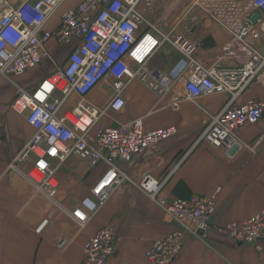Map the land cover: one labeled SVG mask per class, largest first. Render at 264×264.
Segmentation results:
<instances>
[{
    "label": "built area",
    "instance_id": "1",
    "mask_svg": "<svg viewBox=\"0 0 264 264\" xmlns=\"http://www.w3.org/2000/svg\"><path fill=\"white\" fill-rule=\"evenodd\" d=\"M64 1L0 0V77L15 84L17 96L12 108L26 113L34 129L32 137L12 158L10 167L32 160L31 168L23 175L52 204L36 232L53 226L60 213L84 228L122 182L131 180L121 169V162L133 161L178 133L176 126L146 129L142 118L114 126L102 123L110 112L124 110L123 93L134 79L146 83L160 98L173 92L181 81V97L193 103L204 96H228L219 113L208 114L199 142L220 149L228 159L236 158L245 149L259 147L260 140L244 141L240 132L262 119L264 100L250 98L241 104L237 100L252 84L264 82V0H190L192 9L203 12L230 34L228 43L208 63L197 58L202 43L190 36L195 18L188 23L186 16L179 18L167 28L156 21V15L169 0H82L63 13L55 29H46V23ZM257 13L260 16L253 21ZM182 24L180 32L178 27ZM52 40L60 46H72L65 61H57L50 53L47 44ZM166 45L179 54L177 62L167 72L151 70L148 60ZM44 60L55 64L54 73L31 89L15 81ZM108 80L112 81L113 94L106 106L99 108L86 101L97 84ZM46 84L51 87L46 88ZM73 95L80 99L67 108ZM180 101L174 97L170 105L178 109ZM95 126L97 132L92 134ZM53 148L57 150L55 155ZM72 156L92 167L104 162L107 169L80 203L69 208L57 199L56 174ZM136 185L177 224L171 234L152 244L146 258L152 264H172L181 254L186 235L199 237L201 230L205 234L211 228L217 193L160 198L164 183L150 174ZM77 212L81 215L77 216ZM221 230L235 242L254 244L260 251L264 210L249 219L229 222ZM116 250L115 230L101 227L86 240L82 264H108Z\"/></svg>",
    "mask_w": 264,
    "mask_h": 264
},
{
    "label": "crops",
    "instance_id": "2",
    "mask_svg": "<svg viewBox=\"0 0 264 264\" xmlns=\"http://www.w3.org/2000/svg\"><path fill=\"white\" fill-rule=\"evenodd\" d=\"M81 1L66 8L60 6L45 28L55 29L63 13ZM189 3L190 0L188 6L179 10L176 20L186 16L188 23L195 18L190 36L202 43L197 58L201 62H212L230 40V34L203 12L192 9ZM167 6L158 12L157 18L160 13L179 12L177 8L168 9ZM183 28L182 24L178 30L182 32ZM47 48L61 62L65 61L72 46H60L52 40ZM178 58L179 54L166 45L150 57L147 65L151 70L167 72ZM55 69L54 63L44 60L37 68L16 77L15 81L31 89ZM182 93V81L162 98L139 79L129 82L123 93L124 110L110 112V116L102 118V123L114 126L117 122L142 118L146 129L176 126L178 133L144 151L133 161L121 162V169L131 180L122 182L84 228L77 226L70 216L60 213L53 226L38 233L36 227L51 209V201L37 192L23 175L31 168L32 160L19 162L17 168L10 167L12 158L32 137L34 129L28 123L26 113H18L12 108L17 96L15 84L0 77V264H82L86 240L104 226H111L117 237V250L108 264H152L146 258L147 250L156 240L171 234L177 224L136 185L148 174L164 183L160 198L217 193L211 228L199 237L186 235L181 254L172 264H264V241L259 251L254 244L235 242L221 230L229 222L249 219L264 210V114L257 124L247 125L240 132L244 141L260 140L259 147L245 149L236 158L228 159L220 149L199 142L208 114L219 113L228 96L214 94L193 103L183 99ZM112 94V81H101L88 93L86 101L101 108L108 104ZM174 97L181 98L178 109L170 105ZM250 98L264 100V82L252 84L237 104ZM79 99L73 95L67 108ZM96 132L95 126L92 134ZM106 169L104 162L92 167L78 157H70L56 174L59 181L57 199L69 208L77 206Z\"/></svg>",
    "mask_w": 264,
    "mask_h": 264
},
{
    "label": "rangeland",
    "instance_id": "3",
    "mask_svg": "<svg viewBox=\"0 0 264 264\" xmlns=\"http://www.w3.org/2000/svg\"><path fill=\"white\" fill-rule=\"evenodd\" d=\"M77 0H65L64 3L61 5V8H66L69 4H72L73 2H75ZM167 8L169 9L170 7L172 9L177 8V10H181L184 7L188 6V0H169V3L167 4ZM166 10V9H165ZM169 11V10H168ZM180 14L179 12H173L171 15H169V13L167 14H163L160 13L157 20L160 22V19L162 20L161 25L165 28H167L168 26H171L172 24H174L176 21H178L179 19L176 20V17H178ZM173 15H176L175 17H173Z\"/></svg>",
    "mask_w": 264,
    "mask_h": 264
},
{
    "label": "snow or ice",
    "instance_id": "4",
    "mask_svg": "<svg viewBox=\"0 0 264 264\" xmlns=\"http://www.w3.org/2000/svg\"><path fill=\"white\" fill-rule=\"evenodd\" d=\"M45 87H46V88H50L51 85H47V84H46ZM51 151H52V154L55 155L57 150H56L55 148H53ZM40 167H41V168L44 167L43 162L40 163ZM103 187H104V185H101V188H103ZM99 190H100V189H97V191H99ZM76 215H77V216H80L81 213L77 212Z\"/></svg>",
    "mask_w": 264,
    "mask_h": 264
},
{
    "label": "water",
    "instance_id": "5",
    "mask_svg": "<svg viewBox=\"0 0 264 264\" xmlns=\"http://www.w3.org/2000/svg\"><path fill=\"white\" fill-rule=\"evenodd\" d=\"M259 16H260V15H259L258 13H257V14H255V15H254V17L252 18V20H253V21H255V20H256V19H257ZM200 233H201V234H203V233H204V231H203V230H201V231H200Z\"/></svg>",
    "mask_w": 264,
    "mask_h": 264
}]
</instances>
